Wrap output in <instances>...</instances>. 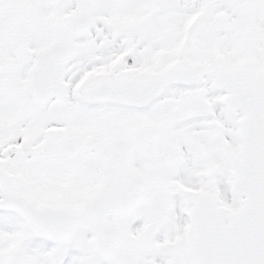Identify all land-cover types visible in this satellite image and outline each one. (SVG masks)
Here are the masks:
<instances>
[{"label": "snow or ice", "instance_id": "snow-or-ice-1", "mask_svg": "<svg viewBox=\"0 0 264 264\" xmlns=\"http://www.w3.org/2000/svg\"><path fill=\"white\" fill-rule=\"evenodd\" d=\"M0 264H264V0H0Z\"/></svg>", "mask_w": 264, "mask_h": 264}]
</instances>
